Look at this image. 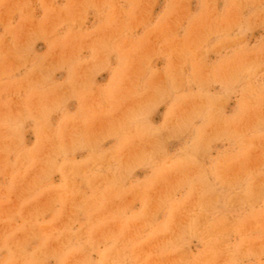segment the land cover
Listing matches in <instances>:
<instances>
[{
    "label": "rangeland",
    "instance_id": "374dc122",
    "mask_svg": "<svg viewBox=\"0 0 264 264\" xmlns=\"http://www.w3.org/2000/svg\"><path fill=\"white\" fill-rule=\"evenodd\" d=\"M0 264H264V0H0Z\"/></svg>",
    "mask_w": 264,
    "mask_h": 264
}]
</instances>
